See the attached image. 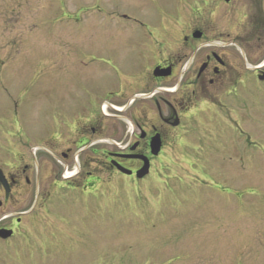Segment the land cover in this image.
Masks as SVG:
<instances>
[{
  "label": "flooded vegetation",
  "instance_id": "flooded-vegetation-1",
  "mask_svg": "<svg viewBox=\"0 0 264 264\" xmlns=\"http://www.w3.org/2000/svg\"><path fill=\"white\" fill-rule=\"evenodd\" d=\"M9 1L0 0L7 55L16 51L7 37ZM149 1L153 20L127 19L136 27L119 20L120 36L58 37L51 65L67 68V84L60 90L53 73L49 105L33 98L12 119L0 117V264H70L65 227L74 220L78 229L82 218L64 214L68 193L85 202L113 188L129 201L155 175L163 183L170 155L193 147L201 161L210 144L223 151L251 98L264 105V0ZM25 46L27 62L38 64L37 45ZM204 115L212 131L200 125Z\"/></svg>",
  "mask_w": 264,
  "mask_h": 264
},
{
  "label": "rangeland",
  "instance_id": "rangeland-1",
  "mask_svg": "<svg viewBox=\"0 0 264 264\" xmlns=\"http://www.w3.org/2000/svg\"><path fill=\"white\" fill-rule=\"evenodd\" d=\"M162 1L164 7L175 2ZM30 3L12 0L8 4L7 37L15 42L16 51L9 55L0 51V117L4 122L15 116L16 106L33 98L49 105L53 73L60 77V90L67 84V68L51 65L49 47L58 37L72 38V42L76 38L84 43L95 38L105 41L120 36L121 25L138 26L127 23L129 18L144 22L156 16L149 0ZM122 31L128 35V29ZM31 44L37 45L34 53L40 57L34 65L26 58L30 51L25 45ZM256 100L248 102L242 126L225 133L223 151L214 152L210 144L201 161L195 160L193 147L187 153L177 151L166 160L163 183L156 182L155 175L147 186L138 185L129 201L122 194L116 199L113 188L111 195L87 194L85 202L81 195L68 193L64 214L82 218L78 229H73L74 220L70 230L71 226L65 227L69 263L264 264V105ZM25 107L35 117L36 111ZM36 116L41 119L43 113ZM213 121L204 115L200 125L211 130ZM190 155L193 161L188 160ZM205 166L214 170L200 169ZM76 233L82 234L77 236L80 241L74 240Z\"/></svg>",
  "mask_w": 264,
  "mask_h": 264
},
{
  "label": "water",
  "instance_id": "water-1",
  "mask_svg": "<svg viewBox=\"0 0 264 264\" xmlns=\"http://www.w3.org/2000/svg\"><path fill=\"white\" fill-rule=\"evenodd\" d=\"M154 149H156V150L153 151V155H156L157 154V148H154ZM144 174H146V168L144 170H142V171H139L137 173V177H142Z\"/></svg>",
  "mask_w": 264,
  "mask_h": 264
}]
</instances>
